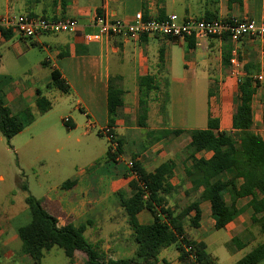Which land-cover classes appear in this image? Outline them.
<instances>
[{
  "label": "crops",
  "instance_id": "1",
  "mask_svg": "<svg viewBox=\"0 0 264 264\" xmlns=\"http://www.w3.org/2000/svg\"><path fill=\"white\" fill-rule=\"evenodd\" d=\"M98 11L110 20L125 23L132 22L138 13L145 18L177 15L181 20L236 18L260 22L264 15V0H0V18L26 15L51 20L74 18L79 21V31L73 35H43L28 40L13 32L10 39H5L0 33V97L12 114L21 120L27 119V111L35 116L34 121L10 141V147L21 154V178L26 181L29 193L32 194V182L25 175L27 170L33 172L36 191L43 193L38 200L49 214L58 219L59 226L73 224L78 227L86 224L85 234L89 239L85 237L108 258L129 259L135 256L136 246L132 245L130 252H126L127 248L122 247L126 239L122 237V228L117 225L119 221L115 220L119 214L127 225L126 234L132 241V230L119 196V193L126 198L131 196L129 185L133 177L128 163L135 160L147 172L153 173L163 163L172 161L173 176L169 180L172 193L166 195L169 206L178 212L193 202H199L203 188L197 192L192 190L185 175L192 164L178 159V154L181 155L183 148L190 144L189 132L207 130L209 119L218 121L220 132L236 133L232 128L233 115L239 104V84L249 77L247 70L252 73L250 78L258 84L252 101L254 129L251 132L264 140V79L260 82L254 80L261 72L260 44L245 39L237 45L242 67L239 82V78L232 75V44L227 37L209 39L201 46L193 41V48L190 47L192 39L151 36H143L139 40L115 38L87 43L85 35L97 32L94 20ZM251 54H255L256 59ZM53 71L59 72L61 80L68 85V93L49 88ZM199 74L207 75L206 105L197 102L189 108L186 90L197 85ZM145 76H152L161 83L162 91L151 94L147 127H140L139 81ZM111 80L123 90V105L117 110L116 124L112 129L114 142L107 135L111 130L107 110ZM165 84L169 101L166 110H163ZM234 87L238 89L237 93ZM39 95L52 104L50 111L42 115L37 108ZM234 99L237 100L235 104ZM191 112L195 115L193 122H204L207 126L189 128ZM66 118L69 119V126L64 123ZM94 129L98 130L99 137V134L106 137L110 146L114 145L116 149V141H121L122 153L115 162L106 159V151L98 158L92 156L90 143L86 140L91 138ZM173 130H182L183 133L175 138L164 135ZM76 131H80V136H74ZM185 137L187 144L183 146ZM3 141L6 142L1 134L0 142ZM81 148L89 156V162L85 168L77 169L73 176H69L67 181H75L76 185L69 190L63 189L66 180L59 182L56 178L68 168L66 158L71 155L82 158L84 152H81ZM52 153H65V157L56 158L52 172L44 174L49 168L45 158ZM103 155L105 161L97 164ZM199 157L210 159L212 153L201 152ZM24 159L32 164L25 166ZM21 178H17L18 185ZM3 180L4 177L0 176V181ZM242 184L243 180L238 179L237 186ZM21 192L19 189L16 194L20 195ZM4 195L9 196L6 191ZM25 198L21 208H16V204H0V264H31V260L21 252L18 237V229L30 221ZM185 200L190 203L183 207L181 203ZM225 200L228 205L232 203L228 194ZM251 201V196L237 199V214L222 230L215 229L210 202L200 201L199 227L192 228L186 221L187 237L204 243L216 264L220 263L218 245L212 236L217 231L228 232L230 240L223 245L229 253L245 251V256L248 255L264 245V233L251 222L254 214ZM25 211L29 220L23 224ZM193 216L194 213H191L189 218ZM137 218L140 224L153 221L146 210L139 213ZM247 235L248 240H245ZM109 236L114 242L113 255L109 252L111 246L106 244ZM233 239H237L236 249L232 247ZM210 247H213V252L209 250ZM86 260L83 252H75L74 264H83ZM158 264H181L177 247L162 250ZM258 264H264V260Z\"/></svg>",
  "mask_w": 264,
  "mask_h": 264
},
{
  "label": "trees",
  "instance_id": "2",
  "mask_svg": "<svg viewBox=\"0 0 264 264\" xmlns=\"http://www.w3.org/2000/svg\"><path fill=\"white\" fill-rule=\"evenodd\" d=\"M234 0H230L232 2ZM98 15H102L98 11ZM158 19L163 20V17ZM211 21L212 19H205ZM0 33L5 39L12 37V31L0 27ZM190 47L193 48L194 40ZM229 51V50H228ZM163 51L160 58L162 63ZM229 61V60H228ZM249 77L239 84V104L233 115L232 128L235 134L220 132L218 121L209 119L207 130L189 132L190 144L185 148L189 152L187 161L191 167L186 169V179L191 183L192 190L197 192L203 188L200 201H209L215 229L222 230L234 220L237 209V199L251 196L250 207L253 209L252 225L264 233V140L254 135L252 101L258 84ZM166 85V84H165ZM49 88L63 93L69 92L68 85L61 80L59 72L53 71L52 83ZM162 91V85L152 76L142 77L139 81V126L147 127L149 100L152 93ZM162 109L166 110L169 101L167 85L164 87ZM123 105V90L116 87L111 80L107 94L108 137L113 141L118 108ZM52 104L45 97L39 95L37 108L40 115L50 111ZM27 119L21 120L12 114L0 97V133L10 146V141L35 119L27 111ZM69 126L68 124H66ZM182 130L167 131L164 135L178 137ZM101 137L102 135L99 134ZM114 142V141H113ZM117 149L109 147L106 159L115 162L122 153L121 141L117 140ZM201 152L212 153L210 159L199 157ZM130 173H136L137 178L130 181L131 196L125 197L119 193L121 207L128 217V224L132 230V241L136 246L135 256L129 259L113 260L90 243L85 237L86 224L74 226L68 224L59 226L57 218L49 214L42 206V202L29 194L26 181L21 178L19 188L26 194L25 204L28 207L30 221L18 229V237L22 245V254L31 260V264H41L46 252L57 247L61 249L69 264H74L75 252H83L87 260L83 264H158L160 252L171 246H176L181 264H216L202 242L190 240L185 231V223L189 221L192 228H198L201 219L199 202H193L181 211L173 210L166 195L172 193L169 180L173 176L174 163L168 161L160 165L153 173L147 172L143 166L131 161ZM243 184L237 186V180ZM76 185L75 181H66L62 187L69 190ZM230 195L232 203L228 205L226 195ZM148 211L153 221L150 224H140L138 214ZM194 213L192 218L190 214ZM258 215H262L258 217ZM231 242L237 243V239ZM189 249V250H187ZM264 260V245L255 248L242 258L237 264H258Z\"/></svg>",
  "mask_w": 264,
  "mask_h": 264
},
{
  "label": "built area",
  "instance_id": "3",
  "mask_svg": "<svg viewBox=\"0 0 264 264\" xmlns=\"http://www.w3.org/2000/svg\"><path fill=\"white\" fill-rule=\"evenodd\" d=\"M79 26V21L74 18L51 20L45 17L26 15H7L0 18L1 28L10 30L17 36L28 40H34L43 35H73L79 31ZM94 26L97 28V32L87 34L84 37L87 43L115 38L139 40L143 36H151L178 40L193 39L197 45L201 46L209 39L227 37L232 44L230 59L232 75L238 77L239 82L242 67L238 59L237 45L245 39L258 41L260 44L261 72L254 80L260 82L264 79V15L262 21L256 22L236 18L211 21L197 18L181 20L177 15H169L160 20L151 17L145 18L141 13H138L130 23L110 20L106 15H97ZM64 123L68 124L69 119H64ZM112 149L116 151V146L113 145ZM129 169H132L131 162ZM131 176L137 178L136 173L132 172Z\"/></svg>",
  "mask_w": 264,
  "mask_h": 264
},
{
  "label": "rangeland",
  "instance_id": "4",
  "mask_svg": "<svg viewBox=\"0 0 264 264\" xmlns=\"http://www.w3.org/2000/svg\"><path fill=\"white\" fill-rule=\"evenodd\" d=\"M255 54L254 55L251 54V55L253 56V58L256 59ZM199 76H200V80L198 81L197 85L192 88L188 87L186 90V100H187V104L189 108H191L193 104L196 105L197 102L202 106L206 105L208 91H207V84L205 83L206 81L205 78L207 77V75L199 74ZM233 89L235 90V93H237L238 89L235 87ZM234 98H237V97H234ZM234 100H235L234 101V104H235L237 100L236 99ZM194 117H195L194 113L191 112L189 114V123H188L189 128H204L207 126L206 124H203L204 122H198V123H196L195 121L193 122ZM98 133H99L98 130L94 129L91 134L92 135L91 138H88L86 140V142L90 143L92 156L97 157V158L99 157V154H101L103 151L107 152L110 146V143L108 142L107 138L99 137ZM74 136L76 137L80 136V131L74 132ZM0 137H1V134H0ZM186 140H187V137H185L184 141H182L183 146L187 144ZM81 152H84V154H82V158H80V155L78 156L75 155V158H73V155L66 158L65 161L68 163V168L66 167L64 173L61 176L59 175L56 178V181H59V182H61V180L67 181L69 180L68 178H70L69 176H73L77 169L79 170V169L86 167V164H88L89 162V156L85 154L84 149H82ZM188 155H189V152H187L184 147L181 152V155L178 154V159H180L181 161L184 159L187 160ZM64 157H65V153H61L60 155L52 153L48 155L47 158L45 159L47 163L49 164V168L48 170L44 171V174H48L50 171L52 172V168L54 166L56 158L62 159ZM104 161H105V157L103 155V157L97 161V164H102ZM23 164L25 166H28L32 164V162L27 159H24ZM20 166H21V154L16 153L6 142L4 141L0 142V176L4 177V180L0 181V204H2L3 206L8 205V204H12V205L16 204V208H21L22 200H23V197L25 198V194L24 192H21L20 195L16 194V191L20 189L17 183V180H18L17 178H21ZM25 175L27 176L28 180L30 178L32 182V194L33 195L30 193L29 194L35 197L36 199H41L43 196V193L36 191V187L34 185L33 172L27 170ZM4 191H6V193L9 196L5 197ZM188 203L190 202L189 201L187 202V200H185L181 203V206L184 207V205H187ZM179 208L182 209V207H179ZM22 216H23L22 220H24L23 224H25L29 220L28 212L25 211ZM115 220L119 221L117 225L118 227L122 228L121 230L122 237L126 239L125 243L122 242V247L127 248L126 252H130L129 249L131 248L132 245L135 247V244L134 243L132 244L131 238H129V236L126 234L127 230H125V228L127 225L124 223V220L120 217L119 214L117 215ZM85 235L89 239L88 235L87 234ZM212 240L215 241V243L218 245L217 254L219 257V261H220L219 264H236L239 260H241L245 256V253H244L245 251L235 252L234 254H231L224 247L223 243L228 242L230 240L229 234L225 230L215 232L212 236ZM245 240H248V235H247V238H245ZM113 243L114 242L109 236V239L106 244L111 246L109 252L112 255L114 254ZM232 247L236 249L237 246L235 243H233ZM209 250L213 252L214 249L213 247H210ZM41 264H69V261L66 258L64 252L61 249L55 247L51 249L49 252L45 253V256L42 259Z\"/></svg>",
  "mask_w": 264,
  "mask_h": 264
}]
</instances>
